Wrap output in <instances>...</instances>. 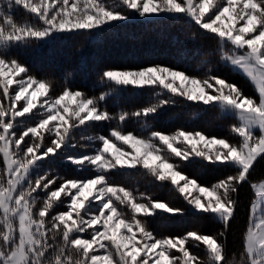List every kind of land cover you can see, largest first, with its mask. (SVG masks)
<instances>
[{"label":"snow or ice","instance_id":"1","mask_svg":"<svg viewBox=\"0 0 264 264\" xmlns=\"http://www.w3.org/2000/svg\"><path fill=\"white\" fill-rule=\"evenodd\" d=\"M19 8L36 22H18L13 11ZM134 17L191 21L218 42L219 60L242 72L255 95L211 72L201 78L154 64L102 69L98 83L108 91L98 96L70 86L53 96L51 81L32 75L11 56L13 48L69 36L99 41ZM129 88L150 90L154 102L111 113L107 99ZM181 103L234 116L238 122L230 132L237 142L183 127L149 131L150 117ZM26 116H36L35 122L18 130V118ZM129 119L147 134L123 131ZM112 121L117 127L106 134L82 135L91 146L87 154H66L76 147L77 130ZM56 158L93 174L53 175L42 166ZM259 159H264V0H0V264H264V179L250 183L254 198L238 260L227 259L217 236L197 230L158 236L151 227L157 217L192 212L228 229L236 194ZM197 165L235 172L205 185L184 171ZM134 170L161 187L169 185L185 206L112 182L113 172ZM201 247L206 258L192 250Z\"/></svg>","mask_w":264,"mask_h":264},{"label":"trees","instance_id":"2","mask_svg":"<svg viewBox=\"0 0 264 264\" xmlns=\"http://www.w3.org/2000/svg\"><path fill=\"white\" fill-rule=\"evenodd\" d=\"M14 17L18 22L28 17L22 8L14 9ZM218 42L203 35L191 21L180 18H162L146 21L134 17L127 23L109 30L102 40L86 39L84 35L69 36L48 45H34L32 48H13L11 56L17 57L30 69V73L37 78L47 79L52 83L53 96L58 95L65 86L80 89L88 96H98L108 91V86L98 83V76L105 68H138L154 64H164L179 67L189 75L204 77L211 72L230 82L238 84L247 95H255L250 82L239 71L225 65L219 60L217 53ZM67 81V85H66ZM152 93L145 89L134 91L129 88L118 94L111 95L106 106L115 114L120 109L134 111L154 102ZM103 106V105H102ZM35 111V110H34ZM36 116L18 118V130L35 122ZM238 121L234 116L220 117L219 109L203 110L192 104H177L159 111L155 117L149 118V131L174 132L183 127L186 130H200L209 136L228 138L237 142V138L230 132L232 124ZM117 127V122H101L83 131L74 133L75 148L66 149V154H87L91 150L83 136L106 134L109 128ZM123 131L139 132V125L129 119L120 126ZM2 167V161H0ZM51 169L52 174H58L67 179L86 178L93 173L89 169L78 170L75 166L56 158L42 166ZM184 171L196 178L200 183L210 185L217 179L234 174L235 169L220 166L197 165L185 168ZM35 176V173L33 174ZM112 182L126 188L146 192L155 199L170 201L175 206L184 207V201L169 185L161 187L154 183L150 176L143 171L130 173L113 172ZM264 179V159L255 164L249 183L243 184L236 194L238 206L235 218L230 227L225 229L223 224L211 216H201L188 212L183 216L157 217L151 221L153 231L159 235H182L188 230H197L203 234L217 236L225 244L227 259H239L243 251V234L246 231L248 209L254 198L250 187L251 182ZM62 208H58L57 211ZM224 235L220 236L219 233ZM202 258H206L203 247L192 249Z\"/></svg>","mask_w":264,"mask_h":264},{"label":"rangeland","instance_id":"3","mask_svg":"<svg viewBox=\"0 0 264 264\" xmlns=\"http://www.w3.org/2000/svg\"><path fill=\"white\" fill-rule=\"evenodd\" d=\"M234 70L238 71L237 69L233 68ZM240 72V71H239ZM242 73V72H241ZM243 74V73H242ZM61 210H65V209H61Z\"/></svg>","mask_w":264,"mask_h":264}]
</instances>
